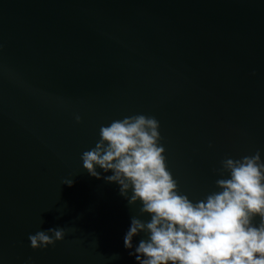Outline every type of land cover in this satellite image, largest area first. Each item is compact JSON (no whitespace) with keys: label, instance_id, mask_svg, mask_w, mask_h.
Segmentation results:
<instances>
[{"label":"water","instance_id":"1","mask_svg":"<svg viewBox=\"0 0 264 264\" xmlns=\"http://www.w3.org/2000/svg\"><path fill=\"white\" fill-rule=\"evenodd\" d=\"M137 114L193 202L219 191L225 158L264 162V0H0V264H138L147 235L124 237L150 214L81 159Z\"/></svg>","mask_w":264,"mask_h":264},{"label":"clouds","instance_id":"2","mask_svg":"<svg viewBox=\"0 0 264 264\" xmlns=\"http://www.w3.org/2000/svg\"><path fill=\"white\" fill-rule=\"evenodd\" d=\"M80 119L75 116L76 123ZM99 136L81 156L83 169L96 179L101 178L97 166L111 171L106 182L118 184L130 206L139 201L140 215L151 216L148 221L133 217L124 237L125 249H131L134 236L147 235L135 253L129 252L138 264H264V162L259 151L225 158L216 170L219 191L193 202L179 192L167 168L155 117L137 114L113 120L100 127ZM62 184L71 186L72 180ZM257 216L258 226L253 223ZM65 231L57 227L30 234V247L53 246Z\"/></svg>","mask_w":264,"mask_h":264}]
</instances>
